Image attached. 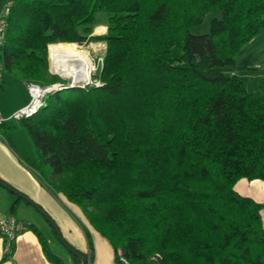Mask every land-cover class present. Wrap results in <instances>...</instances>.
I'll list each match as a JSON object with an SVG mask.
<instances>
[{
	"label": "trees",
	"instance_id": "obj_1",
	"mask_svg": "<svg viewBox=\"0 0 264 264\" xmlns=\"http://www.w3.org/2000/svg\"><path fill=\"white\" fill-rule=\"evenodd\" d=\"M2 1V73L24 84L62 82L49 78L50 44L106 45L99 85L53 92L20 121L36 152L24 162L108 241L115 264L118 252L128 264H264V204L234 189L264 181V96L233 72L264 27V0ZM213 9L209 32L192 34ZM99 11L107 29L94 36ZM84 234L88 255L65 242L76 264L91 260Z\"/></svg>",
	"mask_w": 264,
	"mask_h": 264
},
{
	"label": "crops",
	"instance_id": "obj_2",
	"mask_svg": "<svg viewBox=\"0 0 264 264\" xmlns=\"http://www.w3.org/2000/svg\"><path fill=\"white\" fill-rule=\"evenodd\" d=\"M3 5L4 2L2 1L0 13L3 10ZM234 65L235 68L233 72L244 79L247 91L255 95L264 96V27L236 51L234 55ZM23 106V103H19L8 109H0V116L2 118H7L13 111ZM5 122L0 124V130L4 129ZM8 141L10 144L14 142L11 137L8 138ZM31 158H33V155ZM0 180L43 209L54 221L64 242L81 253L88 255L90 252L83 229L87 230L90 234L93 246L91 260L88 264L113 263L112 261L115 260L114 251L112 247L110 249L107 246L105 242L107 240L89 226L77 207L66 202L59 196L56 197L52 195L44 188L29 168L16 156L11 147L1 139V135ZM0 187L6 189L2 185H0ZM234 189L238 194L249 197L257 203L264 204V181L260 179L247 180L241 178L235 183ZM7 192L10 193V196H6V202L7 204L11 202V207L12 203L18 199V196H11L15 194L8 189ZM36 213L39 214L34 206L20 197L13 214L10 213V210L0 211V217L13 215L27 224H32V226L40 232V235L49 247V244L52 243L51 237L49 235H44V226L35 216ZM75 216L80 219L79 221L81 224L78 223ZM260 220L264 228V208L260 210ZM45 223L49 230H51L50 233L60 243L59 246L62 247L63 244L58 240L51 226L46 221ZM70 255L71 254L68 255V259H70ZM4 256V245L0 240V264H52L45 257L40 238L31 227H28V229L17 236L10 256L7 258ZM58 257L61 259L62 264H64L62 257ZM74 264L76 263L74 262Z\"/></svg>",
	"mask_w": 264,
	"mask_h": 264
},
{
	"label": "rangeland",
	"instance_id": "obj_3",
	"mask_svg": "<svg viewBox=\"0 0 264 264\" xmlns=\"http://www.w3.org/2000/svg\"><path fill=\"white\" fill-rule=\"evenodd\" d=\"M1 5H2V0H0V6ZM220 17H221V12L219 10H217V9L210 10L209 12H207L204 15L202 22L199 25L192 27L190 29V32L192 34H196V35L208 33L210 30V21L213 18H220ZM106 18H107V16L103 11H99L95 14V23L97 25L94 27L92 35L100 36V35H104L106 33V29H107V27L105 25ZM71 43L77 44L76 48L83 50L87 53V56L91 60V62L93 64V68H94V71H91L90 79L91 80L97 79L94 75H96L101 70L102 63H103V55H104V52L106 49L105 43L101 40H97V41L87 40L86 42H84L82 44H78L76 42H71ZM47 48H48V46H47ZM100 58H102V60H100ZM48 72H49V78L53 79V77H52L53 75L58 76L59 78H60V76L63 77L60 73L54 72L51 70L49 55H48ZM2 78H3V81H1V85H0V109L1 110L3 108L8 109L11 106H14V105L19 104V103H23L25 106L29 100V96H28V92H27V89H26L23 81L5 73V72L2 73ZM59 80L65 82L66 79L60 78ZM13 112H15V111H13ZM13 112L11 113V115L13 114ZM23 121L22 120L20 121V120H15V119H9L5 122V126L8 128H7V133L5 134L3 132V134L6 135V137H8V138L11 137L14 140L13 144H10V142H7V139L4 138L2 134H0V135H1V139L4 142H6L7 144L9 143L8 145H10L9 147H11L12 151L26 165V163L24 162V159L26 161H28L30 159L33 160L36 157V152H35V148L32 144V141L30 139V136H29L28 132L26 131L24 125H23ZM4 130L5 129L0 130V131H4ZM8 133H9V136H8ZM32 155H33V158H31ZM29 170L32 172V174L36 178V175L33 173V171L30 168H29ZM0 190H3V191H0V211H9L11 202L9 204H7V202H6L7 197L6 196H10V193L7 192V189H4L2 187H0ZM11 196H16V195H11ZM60 198H62V197H60ZM39 214L36 213L35 216L41 222V224L44 226L45 231L43 230V233L45 236L49 235L51 237V240H52V243H51L52 245L49 244L50 251L53 254L61 256L64 264H74V259L72 257V254L69 252L67 247H65L64 245H62V247L59 246L60 243L50 233L51 230H49V228L47 227V225L45 223L46 220L41 216V214L39 216ZM76 218H77L78 223L81 224L79 221L80 219L78 217H76ZM84 230L85 229H83V231ZM105 242H106L107 246L111 249V246L107 243V241H105ZM69 254H71L69 257L70 259H68ZM112 262H113L112 264H115V260H113Z\"/></svg>",
	"mask_w": 264,
	"mask_h": 264
},
{
	"label": "built area",
	"instance_id": "obj_4",
	"mask_svg": "<svg viewBox=\"0 0 264 264\" xmlns=\"http://www.w3.org/2000/svg\"><path fill=\"white\" fill-rule=\"evenodd\" d=\"M10 4V1L5 2L3 5V10L0 13V48L4 41V34L6 31V17L8 15V8ZM100 60H102V58H100ZM2 71V61L0 58V77ZM91 71H94V68ZM65 79L67 81L65 80V82H56L49 85H41L35 82H26L25 87L29 96L27 104L13 112V114L8 118H2L0 116V124L9 119L20 120L33 116L45 105L46 99L49 94L72 86V84L74 83L73 79ZM85 82L87 84H85ZM75 84H77V86L79 87H84L89 84L99 85V81L97 79L91 80L89 75L88 80L77 81L75 82ZM26 229H28V224L22 220L17 219L13 215L0 217V240L3 242L4 252L6 254H11L17 236ZM118 264H128V261L123 256H121L120 252H118Z\"/></svg>",
	"mask_w": 264,
	"mask_h": 264
},
{
	"label": "bare ground",
	"instance_id": "obj_5",
	"mask_svg": "<svg viewBox=\"0 0 264 264\" xmlns=\"http://www.w3.org/2000/svg\"><path fill=\"white\" fill-rule=\"evenodd\" d=\"M51 70L60 73L64 78H72L73 82L86 81L93 64L87 53L67 43L48 45Z\"/></svg>",
	"mask_w": 264,
	"mask_h": 264
},
{
	"label": "water",
	"instance_id": "obj_6",
	"mask_svg": "<svg viewBox=\"0 0 264 264\" xmlns=\"http://www.w3.org/2000/svg\"><path fill=\"white\" fill-rule=\"evenodd\" d=\"M60 78L65 79V78H63V77H61V76H60ZM85 84H87V83L85 82ZM75 86H77V84L73 83L71 87H75ZM0 185H2L3 187H5V188L8 189L9 191L13 192L16 196H21V198H23L24 200H26V201H28L29 203H31V204L34 206V208H35V209L41 214V216L47 221V223L51 226V228L53 229L54 233L56 234L58 240H59V241L65 246V247H67V249L69 250V252H70L72 255H74V256H79V257L82 258V260H83V257H82L79 253H77L76 251H74L72 248L68 247V246L65 244V242H64V240L62 239V237H61V235H60V233H59V230H58V228L56 227L54 221H53V220H52V219L46 214V212H44L43 209H41V208H40L38 205H36L34 202L28 200L27 197L23 196L22 194H20V193L17 192L16 190L12 189L11 187L7 186L6 184L0 182Z\"/></svg>",
	"mask_w": 264,
	"mask_h": 264
}]
</instances>
